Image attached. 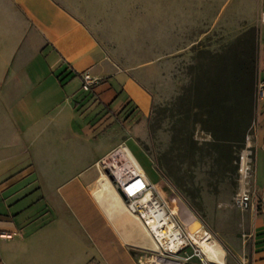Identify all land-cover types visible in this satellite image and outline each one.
<instances>
[{
  "label": "crops",
  "instance_id": "1",
  "mask_svg": "<svg viewBox=\"0 0 264 264\" xmlns=\"http://www.w3.org/2000/svg\"><path fill=\"white\" fill-rule=\"evenodd\" d=\"M230 1L0 0V264H142L148 234L129 227L138 224L126 210L113 224L118 194L98 163L120 144L145 153L151 89L112 46L161 43L163 20L194 23V13L220 14ZM263 5L234 0L212 21L240 32ZM83 71L99 80L90 94ZM259 141L264 149L263 126ZM251 235L249 264H264L260 216Z\"/></svg>",
  "mask_w": 264,
  "mask_h": 264
},
{
  "label": "rangeland",
  "instance_id": "2",
  "mask_svg": "<svg viewBox=\"0 0 264 264\" xmlns=\"http://www.w3.org/2000/svg\"><path fill=\"white\" fill-rule=\"evenodd\" d=\"M231 3L220 14L194 13V23L187 22L186 14H178L175 23L163 20L157 28L161 43L112 48L128 65L146 71L151 89L141 140L147 155L130 144L133 156L159 186L165 204L183 203L199 221V235L220 244L226 258L217 263L249 264L258 216L264 230V149L261 141L255 147L256 130L264 123L259 82L264 77V26L243 25L236 32L215 24L213 18L227 16ZM155 30L146 28L147 33ZM190 40L195 43H171ZM243 191L251 196L244 210L235 204ZM124 213L138 224L130 228L146 232L135 215ZM147 239L139 253L142 264H157L154 241Z\"/></svg>",
  "mask_w": 264,
  "mask_h": 264
},
{
  "label": "built area",
  "instance_id": "3",
  "mask_svg": "<svg viewBox=\"0 0 264 264\" xmlns=\"http://www.w3.org/2000/svg\"><path fill=\"white\" fill-rule=\"evenodd\" d=\"M259 22L264 26V9L260 12ZM80 77L81 88L84 91L90 90L99 81L87 71L81 72ZM124 146L118 145L103 158L100 162L101 169L110 178L115 191L120 190L123 194L124 199L117 192L127 212L135 215L142 225L146 224L150 227L149 221H151L160 230L158 211L163 210L166 204L160 198L155 185L147 180L135 158L125 150ZM241 171L245 172V168ZM235 204L239 209H247L251 204L250 193L248 191L239 193L235 198ZM150 230L156 248L155 258L165 260L159 264H218L210 262L201 249L186 237L181 223L176 222V230L173 232L162 233V231ZM187 248H190L189 253L186 251Z\"/></svg>",
  "mask_w": 264,
  "mask_h": 264
},
{
  "label": "bare ground",
  "instance_id": "4",
  "mask_svg": "<svg viewBox=\"0 0 264 264\" xmlns=\"http://www.w3.org/2000/svg\"><path fill=\"white\" fill-rule=\"evenodd\" d=\"M125 150L129 152V150L126 147H125ZM98 168L108 178V176L102 171L100 162L98 163ZM109 181H110V179H109ZM167 205H168V207H165V208H163V210L158 211V214L160 216L159 224H161L160 230H158L157 227L151 223V221H149L150 227H148L146 224L142 225L144 227V229L146 230L147 234L150 236V238H152V240L154 241L150 229H154L155 232L162 231V233L167 232V231L173 232L174 230H176V222L171 217V215H175L176 217H178V220L180 221V223L184 227V232H185L186 237L189 238L195 246H197L201 249V251L203 252L205 257L210 262H216L217 263L220 254H222L221 253L222 248H221L220 244L217 243L215 240L209 238V237H206V236L203 237V236L199 235L198 231L201 230L200 229V223L196 218L191 217L190 210L183 203H177L175 205H170L168 203ZM125 210H126L125 204L123 203L121 198L117 195H114L111 202H110V213H111L110 217H111L113 224H114V219L117 216H119L120 214H122ZM128 216H127V218H128ZM185 218H189V220L186 221ZM133 219H134V217H133ZM123 225H125V224H123ZM153 241H152V243H153ZM151 247H153V246H151ZM163 261H165V260H162L161 258L156 259L157 264L162 263ZM218 264H220V263H218Z\"/></svg>",
  "mask_w": 264,
  "mask_h": 264
},
{
  "label": "trees",
  "instance_id": "5",
  "mask_svg": "<svg viewBox=\"0 0 264 264\" xmlns=\"http://www.w3.org/2000/svg\"><path fill=\"white\" fill-rule=\"evenodd\" d=\"M263 9H264V5H263ZM263 9H262V10H263ZM91 91H92V90L90 89V90H88V91H86V92H88V94H90ZM263 92H264V90H263ZM209 95H210V94H209ZM262 101H264V97L262 98ZM263 117H264V114H263ZM258 126H259V125H258ZM262 126L264 127V123H263Z\"/></svg>",
  "mask_w": 264,
  "mask_h": 264
},
{
  "label": "water",
  "instance_id": "6",
  "mask_svg": "<svg viewBox=\"0 0 264 264\" xmlns=\"http://www.w3.org/2000/svg\"><path fill=\"white\" fill-rule=\"evenodd\" d=\"M110 179V178H109ZM117 192L119 193V195L124 199L123 194L120 192V190H117Z\"/></svg>",
  "mask_w": 264,
  "mask_h": 264
}]
</instances>
